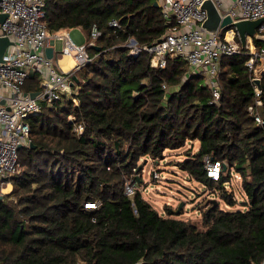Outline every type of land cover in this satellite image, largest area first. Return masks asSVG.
<instances>
[{
    "label": "trees",
    "instance_id": "16d2710c",
    "mask_svg": "<svg viewBox=\"0 0 264 264\" xmlns=\"http://www.w3.org/2000/svg\"><path fill=\"white\" fill-rule=\"evenodd\" d=\"M154 0H46L50 32L80 27L86 38L100 30L91 59L74 69L71 98L42 105L29 119L31 143L18 149L19 170L0 198V264H255L264 256V73L262 123L247 106L254 85L244 52L223 56L220 98L211 102L202 76L168 54L153 67L149 54L125 45H149L165 25ZM114 19L118 26L109 22ZM236 39L239 40L237 34ZM256 45L260 41L254 39ZM165 84L166 87H163ZM24 92L39 90L32 74ZM71 116L72 118H69ZM77 124L81 131H74ZM197 141L183 152L182 170L236 204L225 186L239 176L243 209L218 201L200 208L201 226L160 214L141 193L142 164L166 149ZM220 162L207 177L204 157ZM141 166V167H140ZM134 180L132 194L125 182ZM87 202L94 206H86ZM177 212V213H176Z\"/></svg>",
    "mask_w": 264,
    "mask_h": 264
},
{
    "label": "built area",
    "instance_id": "2783aa9c",
    "mask_svg": "<svg viewBox=\"0 0 264 264\" xmlns=\"http://www.w3.org/2000/svg\"><path fill=\"white\" fill-rule=\"evenodd\" d=\"M154 1L160 8L164 31L149 45L139 46L133 38H129L125 45L129 47L130 54L147 51L149 63L153 67H163L168 54L180 57L187 64V72L204 78L203 84L210 92L211 102L220 98L219 73L223 56L246 53L248 58L245 65L251 73L252 82L254 78H261L264 73V21L252 36H246L242 46L235 37L234 28L224 30L221 35L203 29L201 23L207 13L201 5L205 0ZM212 1L221 16L229 15L233 21L264 18V0ZM45 2L0 0V14H6L3 22H0V36L10 40L0 60V190L4 183H10V178L19 170V146H29L31 143L29 119L40 114L42 105L51 107L55 102L69 98L77 102L70 85L73 71L91 59L88 48L95 45V39L100 35L95 24L88 38L80 27L73 28L77 36L82 38L81 41L73 36L71 28L50 32L43 21ZM109 24L118 26L114 19ZM56 39L61 41L56 56L70 57L74 61V65L68 69L55 64L53 57H46V47L51 45L54 48ZM254 39L259 40L260 44L256 45ZM32 74H36L41 87L34 97L21 88L24 80ZM253 85L254 97L247 110L254 121L261 124V90L254 82ZM162 86L166 87L165 84ZM81 130V124L75 125L74 131ZM204 167L207 177L218 178L221 167L219 161L205 156ZM134 185V180L128 179L124 192L132 194ZM85 205L94 206V203L87 202ZM255 264H264V256Z\"/></svg>",
    "mask_w": 264,
    "mask_h": 264
},
{
    "label": "rangeland",
    "instance_id": "374dc122",
    "mask_svg": "<svg viewBox=\"0 0 264 264\" xmlns=\"http://www.w3.org/2000/svg\"><path fill=\"white\" fill-rule=\"evenodd\" d=\"M60 48L61 41L56 39L55 50L59 51ZM204 81L202 77L201 83L203 84ZM189 147H191V152L196 151L198 148L197 141L187 142L184 147L178 149H166L161 158L157 160L148 158L142 164L141 174H139L141 181L138 182L142 196L160 214L166 215L165 207L167 206L174 211H181L179 214H174L176 217L188 219L199 226H201L200 208L211 200H217L223 209H243L246 197L241 189L238 175L234 174L230 182L225 184L226 188L232 191L236 198V204L228 206L219 198L217 192L205 187L180 168L179 163L185 156L183 152ZM4 185L6 184L4 183L2 187ZM11 188L12 186L7 191L0 190V193L7 194Z\"/></svg>",
    "mask_w": 264,
    "mask_h": 264
},
{
    "label": "water",
    "instance_id": "95a60500",
    "mask_svg": "<svg viewBox=\"0 0 264 264\" xmlns=\"http://www.w3.org/2000/svg\"><path fill=\"white\" fill-rule=\"evenodd\" d=\"M154 6H158L157 2L154 1ZM202 8L206 10V18L201 23V26L203 29L208 33H215L217 32L218 35H221V33L224 30H227L229 28H234L239 41L241 42V45L243 46L246 40V36H252L255 32V29L264 21V18H258L253 20H247V19H240L237 21H233L232 18L229 15L221 16L217 7L213 3L212 0H205L203 1ZM6 14H0V22H3L5 19ZM134 41V40H133ZM10 44V40L6 36H0V60H2V55L4 51L6 50V47ZM91 47H94L95 49H98L99 47L96 45H93ZM45 54L47 58L53 57V49L52 46H47L45 49ZM78 81L76 75H72V80L70 82V85L73 86ZM253 82L257 85V87H260V79L254 78ZM37 94V91L30 92V97H34ZM30 147H33L34 145L32 143L29 144ZM20 148V146H19ZM3 180H7V178H4ZM0 193V198H1ZM213 204L216 203V200H211Z\"/></svg>",
    "mask_w": 264,
    "mask_h": 264
},
{
    "label": "crops",
    "instance_id": "0c3cea01",
    "mask_svg": "<svg viewBox=\"0 0 264 264\" xmlns=\"http://www.w3.org/2000/svg\"><path fill=\"white\" fill-rule=\"evenodd\" d=\"M70 32L73 34V36H75V37L77 38V40H79V41L82 40L81 37L77 36V33H76L75 29L71 28V29H70ZM81 32L83 33L82 30H81ZM52 49H53V62H54L55 64H58V65H60L61 67L64 68V63L67 64L68 61H66L64 57H61V56H58V57H57V56H56L57 53H58V51L55 50V44H54V48H52ZM73 64H74V63H73ZM73 64H72V65H73ZM72 65H70V66H68V67H66V68H64V69H68V68H70ZM9 184H10V183H9ZM10 186H11V184H10Z\"/></svg>",
    "mask_w": 264,
    "mask_h": 264
},
{
    "label": "bare ground",
    "instance_id": "6f19581e",
    "mask_svg": "<svg viewBox=\"0 0 264 264\" xmlns=\"http://www.w3.org/2000/svg\"><path fill=\"white\" fill-rule=\"evenodd\" d=\"M64 58H65L66 61H68L67 64L64 63V68H66V67H68V66H70V65H72L74 63L73 59H71L70 57H64ZM9 189H10V184L9 183L4 185L3 188H2L3 191H7Z\"/></svg>",
    "mask_w": 264,
    "mask_h": 264
}]
</instances>
